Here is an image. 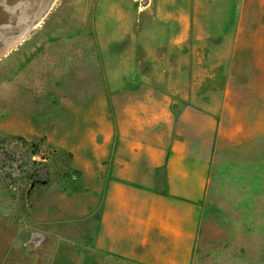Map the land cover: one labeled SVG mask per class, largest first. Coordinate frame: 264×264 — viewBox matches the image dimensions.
<instances>
[{"label":"rangeland","instance_id":"rangeland-1","mask_svg":"<svg viewBox=\"0 0 264 264\" xmlns=\"http://www.w3.org/2000/svg\"><path fill=\"white\" fill-rule=\"evenodd\" d=\"M33 1L29 11L18 5L21 15L0 6V264H79L76 247H58L51 257L46 243L56 236L43 218L47 213L49 223L54 215L44 202L62 194L64 206L77 207L79 147L91 144L92 127L101 126L93 116L107 112L116 70L145 64L148 94L174 96L175 127L188 106L218 118L230 80L239 93L264 99V0ZM16 2L0 0L9 12ZM85 48H98L100 59L92 76L99 86L88 92L79 87L86 74L77 53ZM195 119L202 143L204 120ZM182 122L180 133L190 135ZM147 126L151 142L167 145L175 137L166 121L149 118ZM35 181L47 184L31 190ZM91 225L79 218L54 227L63 237L90 239ZM35 230L44 244L27 249Z\"/></svg>","mask_w":264,"mask_h":264},{"label":"crops","instance_id":"crops-1","mask_svg":"<svg viewBox=\"0 0 264 264\" xmlns=\"http://www.w3.org/2000/svg\"><path fill=\"white\" fill-rule=\"evenodd\" d=\"M20 3L28 11L37 7L33 0H17L14 12L0 6L21 15ZM28 11L31 18L37 14ZM77 54L79 70L86 74L79 87L88 92L99 86L92 78L99 51L85 48ZM142 67L147 70L141 63L121 65L107 112L93 116L101 126L92 127L91 144L79 147L77 207L64 206L62 194L46 197L44 208L54 216L48 223L45 213L43 220L51 226L49 236H56L46 243L51 257L68 246L79 248V264H261L264 109L259 104L264 99L239 93L237 81L230 80L218 118L188 106L175 127L173 94L149 95ZM197 115L205 124L202 143L196 142ZM149 118L166 121L174 139L167 145L147 140ZM180 121L188 124L190 135L180 133ZM79 218L91 221L92 238L56 234L54 224ZM37 221H42L39 215Z\"/></svg>","mask_w":264,"mask_h":264},{"label":"built area","instance_id":"built-area-1","mask_svg":"<svg viewBox=\"0 0 264 264\" xmlns=\"http://www.w3.org/2000/svg\"><path fill=\"white\" fill-rule=\"evenodd\" d=\"M45 241V236L42 234V232L35 230L31 232L30 236L27 238V240L24 243V246L27 249H38L40 248Z\"/></svg>","mask_w":264,"mask_h":264},{"label":"water","instance_id":"water-1","mask_svg":"<svg viewBox=\"0 0 264 264\" xmlns=\"http://www.w3.org/2000/svg\"><path fill=\"white\" fill-rule=\"evenodd\" d=\"M37 184L46 185L47 182H46V181H35V182H33L32 186H31V190H32ZM31 190H30V191H31Z\"/></svg>","mask_w":264,"mask_h":264},{"label":"bare ground","instance_id":"bare-ground-1","mask_svg":"<svg viewBox=\"0 0 264 264\" xmlns=\"http://www.w3.org/2000/svg\"><path fill=\"white\" fill-rule=\"evenodd\" d=\"M20 4H22V3H20ZM27 19V18H26ZM26 22V21H25ZM28 35V33L25 35V36H23L21 39L23 40L24 38H26V36Z\"/></svg>","mask_w":264,"mask_h":264},{"label":"trees","instance_id":"trees-1","mask_svg":"<svg viewBox=\"0 0 264 264\" xmlns=\"http://www.w3.org/2000/svg\"><path fill=\"white\" fill-rule=\"evenodd\" d=\"M37 147V146H36Z\"/></svg>","mask_w":264,"mask_h":264}]
</instances>
